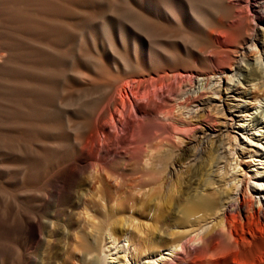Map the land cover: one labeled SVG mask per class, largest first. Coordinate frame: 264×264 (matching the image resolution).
I'll list each match as a JSON object with an SVG mask.
<instances>
[{
  "label": "bare ground",
  "instance_id": "1",
  "mask_svg": "<svg viewBox=\"0 0 264 264\" xmlns=\"http://www.w3.org/2000/svg\"><path fill=\"white\" fill-rule=\"evenodd\" d=\"M21 1H27L35 5L36 11L40 10L39 13L42 15L54 8L53 6L51 8V4L49 5L47 0ZM248 1L249 3L252 2V0ZM8 2L10 3L9 0ZM142 3L154 15V17L149 15L150 18H153L152 21H149L143 14L141 16L143 11L140 12L138 17L137 13L135 16L126 12L123 13V16L132 22L141 34L150 38L151 46L149 49H151V59H146L141 55L136 60H133L130 55L131 52L126 49L123 51L124 53L121 52L122 55H120L119 60L107 62L105 59L104 62L102 61L101 67L99 65L102 68L100 70H102L101 73L103 75L100 82L104 80L109 86L107 88L96 87L93 92L83 91L82 95L75 100L74 104H77V108L74 109L78 110V115L76 117L77 121H75L77 126L73 131L80 140H83L85 136L84 130L91 126L93 119H96L103 127L110 126L111 122L110 119H107V113L112 110L111 107L113 106V88L117 87L125 90L127 92L126 96L124 98L122 95L119 96L123 98L122 105L124 106V111L122 110L123 112L121 113L125 118L129 131L136 132L145 143V138L152 131V133L154 132L153 136L161 137L165 135L164 140H177L176 142L181 145L177 143L180 146L177 147L172 143V146H169L170 149L166 152L164 149L163 152L165 153L158 154L157 156H153L154 153L152 155L147 154L146 164L156 175H153L155 177V187H159L160 190H158L160 192L164 189V192L155 198L161 197L164 202H167L171 206L174 200L180 201L182 205L180 211L185 217L197 215L200 216L198 219H213V225H210V223V227L208 222H205V224L199 225L198 228L192 230L193 233L195 231L198 232H196L197 235L194 233L195 237H192L191 242H195V244L201 240V242H205L207 235L216 229L217 226L222 229L218 228V230L224 231L227 236L232 235L224 220V216L226 215L223 216V214L226 207L231 205L234 200L239 201L243 184H247V191L251 189L255 194L260 195L257 202L264 204V95H254L255 98H251L252 93L250 91L251 87L255 86V88L258 87L264 92V0L258 7L252 8L256 14V17L253 18L258 22V25L249 20L248 16L245 15L244 9L239 8V4H235L234 0H143ZM26 7L28 8V4ZM18 9L20 10V8ZM28 9L20 10L16 13V16L21 18V21L24 20L25 23H34L35 20L39 19V15L34 13L35 16L37 15L35 17ZM216 16H218V19L214 20L213 17ZM225 20H229L231 27L236 30L237 44L235 43L229 67L227 66L217 76L213 74V71L206 65L197 52L207 47L210 43L209 35H206L205 28L210 29L223 26L227 22ZM40 21L39 25L43 20ZM52 27L54 28V25ZM102 27L105 36L108 38L112 37L110 26L105 25ZM42 29V33H45L44 22ZM69 31H65L66 35L69 34ZM38 33L39 30L35 35ZM21 36L23 35L21 34ZM61 37L64 38L63 36ZM8 42H10L9 44L13 43L10 40ZM6 44L8 45L7 42ZM5 46L2 47L4 48ZM258 47L262 48V53L260 51L255 52L256 56L254 60H248L247 50L251 48L257 49ZM8 48H11V45H8ZM142 49L146 50L144 47ZM189 49L196 50V54L192 53ZM6 51L8 52V50ZM65 56H53L50 58L51 61L59 65V75L66 73L65 65L67 64H65ZM90 57L94 61L92 55H88L85 58V62L88 65L91 60ZM94 57L96 56L94 55ZM92 61L91 65L94 63ZM91 65L88 68L91 69ZM97 68H95L96 71ZM91 78L89 79L92 80L93 78ZM94 78L97 77L94 76ZM51 82L57 85L58 81L54 78ZM96 82L99 83L98 78ZM241 83L246 86L248 84V86L239 92L238 85ZM56 89H54L53 95L46 99L42 108L39 109L40 117L38 118L40 120H53V124L47 127L44 125L45 128L41 132L43 136L42 134L41 136L46 138V135L50 131L57 130L62 141L59 148H62L71 139L68 129L65 128L63 114L72 104L68 100L67 103L65 101L66 109H60L56 106ZM95 92L100 93L102 96L97 97V93L94 96ZM165 93L173 96L175 100L173 104L168 105V100H165L167 105L157 101L162 96L165 97L166 95H163ZM251 100H254L256 104L253 107L250 105ZM28 108L25 109L27 110ZM29 114L26 115L29 116ZM28 116L25 118L27 119ZM110 116L112 117V114ZM152 120L156 121L157 124H152L150 122ZM30 122L33 123L31 120ZM36 122L38 123V121ZM33 124H27L26 128L30 133V137L35 132ZM37 132L39 133V131ZM149 138H146L147 141ZM76 139L78 140V138ZM62 144L63 146H61ZM29 145L31 147V144ZM158 147L160 148V145ZM253 149H256V152ZM59 155L58 151L52 152L47 147L42 148L41 153H31V161L29 166H27L28 170L25 175L26 184L24 189L21 193H19L20 191L17 192V190H13L11 193L13 219H10V225L13 250L9 264H22V262L24 264H68L69 260H77L79 264H171L170 260H172V257L177 254V251H180L178 248L184 249V244L179 241L173 244L169 242L167 244L164 243V247L166 246L164 251L162 250L163 247H160L162 249L155 250L152 248V251L149 252L145 251L143 253V251H140L135 253V250L138 251V246L136 248L134 236L132 237L129 233L124 234L122 230L120 233L116 224H109L106 219H95L91 205H88L86 202L82 203V197L89 195L86 188L91 180H107V172L105 173L100 170L103 166L102 164L100 166V163L105 162L103 157L91 158L92 160L87 165L95 169L96 174H91V176L87 173V167L80 168L79 171L72 175L67 185H64L65 189L57 191L59 192L58 194L49 192L51 191L48 190L50 181L62 171L61 168L69 160L68 157H61ZM248 157H251V160L253 159L256 163H253L250 168H245L243 166V159ZM256 157L259 159H255ZM39 159L43 163V168L41 169L38 168L40 167L38 166ZM97 167L100 168L97 169ZM197 174L201 176L202 189L192 187L193 180L191 181V179ZM102 190L99 189L100 193ZM21 195L25 199H22ZM104 196H99L97 192L90 193V197L96 204L98 201H104ZM46 197H48V200L43 202ZM37 201L42 202L39 204L42 207L44 206L42 211L35 209ZM21 204H23V212L15 210ZM81 204L84 205L85 213L87 214L86 218L88 219H83V221L81 219H72L73 215L76 214V208ZM162 204L160 202V206ZM238 205L241 207L243 203L239 202ZM164 206L160 208H164L165 210L167 205ZM67 210L72 211V216H67L65 217L66 219H59L65 215ZM157 214L158 219L163 218L160 212ZM26 216H28V219ZM78 222H83V224L74 229V234L79 228H86L82 235L77 238L79 240L77 250L80 253L76 252L70 257H64L58 247L65 240L64 237L66 236L67 238V235H69L66 232L67 228H70L71 232L72 225ZM52 223L54 224L53 230L50 229ZM138 224L137 227L139 226ZM25 226L32 233L35 226H38L39 229L37 243L35 246H32V250L27 254L22 253L18 244L19 234ZM193 233L192 236H194ZM47 236H57L58 238H56L57 240H53V242L51 241V243H46L45 239ZM185 236L188 237V235ZM123 238L126 244L122 247L121 242L123 244ZM153 239H150V242L146 241L145 245L149 243V246H156V244L163 243L161 240L155 243ZM139 245L141 244L139 243ZM2 264H6V260Z\"/></svg>",
  "mask_w": 264,
  "mask_h": 264
},
{
  "label": "rangeland",
  "instance_id": "2",
  "mask_svg": "<svg viewBox=\"0 0 264 264\" xmlns=\"http://www.w3.org/2000/svg\"><path fill=\"white\" fill-rule=\"evenodd\" d=\"M9 1L10 3L8 0H0V41H2L0 42V58H2L0 60V264L5 260L6 264L10 263L13 250L10 225V219H13L11 193L13 190H17V192L20 191L19 193L23 191L26 184L25 175L28 170L27 166H29L31 161V153H41L44 147H47L52 152L58 151L61 157L69 158L61 168L62 171L50 181L48 190H51L49 192L55 194L59 193L57 191L65 189L64 187L71 180L72 175L79 171L80 168L87 167V173L89 175L96 174L95 169L87 166L94 157H103L105 159L104 163H100V166H103L101 168L97 167V169L100 168L103 172H107V180H91L86 188L89 195L82 197V203L86 202L88 205H91L95 219H106L109 224L115 223L120 233L122 230V233H129L132 237L134 236L136 248L138 246V251L135 250V253L140 251H143V253L145 251L149 252L152 251V248L155 250L162 249L160 247H163L162 250L164 251V249H166V246L164 247L163 245L164 243L167 244L169 242L173 244L181 241L184 244V249L178 248L180 251H177V254L172 257V260H170L171 264H264V204H259L257 202L260 195L255 194L251 189L247 191L246 183L243 184L239 201L234 200L235 204L233 205L234 202H232L231 205H228L223 214V216L226 215L224 216V220L228 230L232 232V235L227 236V234L221 231L222 229L217 226L216 229L207 235L205 242H201V240L197 243L196 241L197 244L191 242L192 237H195V234L197 235L198 233L195 231L194 234L192 230L198 228L199 225L205 224V222H208V225L210 223V225H213V219H198L200 216L197 215L185 217L180 211L182 207L180 201L174 200L172 202V207L167 202H164L161 197L155 198L164 192V189L160 192L159 187H155L154 176L156 175L150 170V167L147 166L146 157L153 153V156L165 153L170 149L169 146H172V143L177 147L181 145L176 142L177 140H164L163 138L166 137L165 135H162V138L153 136L154 132L152 133V131L148 137H146L149 138L151 135L149 140L147 141L145 138V143V141L143 142L139 138L136 132L129 131L126 126L125 118L121 113L124 111L122 101L127 94L125 90H121L117 87L113 88V106L111 107L112 110L107 113V119H110L111 122L110 126L103 127L96 119H93L91 126L84 130L85 136L83 140H80L73 131L77 126L75 121H77L76 117L78 115V110L74 109L77 108V104H74L75 100L82 95L83 91L93 92L96 87L107 88L109 86L104 80L101 81L102 84L100 82V79L103 78L101 73L102 70H100L102 69L100 68L102 61L104 62L105 59L107 62L119 60L121 57L120 55H122L121 52L126 49L131 52L130 55L133 60H136L141 55L146 59H151V49H149L151 46L150 38L141 34L139 29L123 16V13L126 12L130 15H135L137 13L138 17L140 12L143 11L144 13L142 12L141 16L143 14L149 21H152L154 15L142 3L143 0H47V3L49 5L51 4V8H54L43 15L39 13L40 10L36 11V6L32 3L30 4L27 1L22 2L21 0ZM234 1L235 4H239V8L244 9V12H246L245 15L248 16L249 20L254 22L255 25H258V22L254 19L256 14L253 12L252 8L258 7L263 0H252L250 3L248 0ZM27 4L29 9L26 7ZM18 8L22 11L28 9L34 16V13L39 15L38 18L45 23V33H42L43 29L41 30V28H43V22L39 25V22H41L39 19L35 20L34 23L30 22L31 25L28 24L29 22L25 23L24 20L21 21V18L16 16V13L20 11ZM37 15L35 17H37ZM149 15L152 17L150 18ZM213 19L217 20L218 16L213 17ZM225 21L227 22H225L223 26L214 27L215 29L205 28V33L207 36L209 35L208 38L210 43L207 47L197 52L206 65L213 71V74L217 76L226 69L227 66L229 67L233 49L237 44L236 30L231 27L229 20ZM53 25L54 28L52 27ZM105 25L110 26L112 37L108 38L105 36L104 30L102 29V26ZM37 29L39 30L40 34H38L40 37L38 34L35 35L38 32ZM65 31H69V34L67 33L68 35H66ZM16 34L19 35L17 36ZM21 34L23 36H21ZM41 35L43 36L41 37ZM2 38L3 40L5 39V42ZM9 40L13 43L11 42L12 44H9ZM6 42L8 45H11L12 49L8 48ZM141 45L146 48V50H143ZM2 46L5 47L3 48ZM87 49L89 50L87 51ZM6 50H8V52ZM190 51L196 54V50ZM259 51L262 53V48L258 47L257 49L251 48L247 50V59L251 61L254 60L256 56L255 52ZM89 52L93 53L90 54ZM7 53L9 54L7 55ZM62 53L67 56H65V64H67L65 65L66 73L59 75V65L51 61L50 58L53 56H64ZM88 55H92L94 60L92 61L90 57L91 60L89 61V65H91V61L92 63H96L92 64L93 67L95 66L94 68L92 65L90 66L91 69L88 68L89 65L85 62V58ZM94 55L96 57H94ZM115 57L116 59H114ZM84 65L85 67H83ZM95 68H97V71ZM81 71L83 73L82 75ZM86 75L90 76H87V78ZM94 76L99 79V83L96 82L97 78H94ZM90 77L93 78H91L93 81L89 79ZM54 78L58 81L57 85L51 82ZM238 86L240 92L246 89L248 84L246 86L241 83ZM55 88H57L56 106L60 109H66L65 104L68 100L70 104H72L70 108L68 107V110H65V112L67 111L69 114L67 112V114L65 112L63 114V121L66 125L65 128L68 129L71 139L62 148H59L62 141L60 140L61 136L57 130L50 131L48 135H46V138L42 137L43 133L41 132H43L45 127L53 124V120H40L38 118L40 117L39 109L42 108L46 99L53 95ZM70 91L71 93H69ZM250 91L252 93L251 98H255L257 95H264L263 90H260L258 87L255 88V86H252ZM96 93L98 94V92H95L94 96ZM119 95H122L123 98ZM163 95L166 96L159 98L157 100L159 103H165V105H167L165 100H168V105H170L175 102L173 96L167 93ZM96 96L101 97L102 95L99 93ZM31 102H33L35 106L33 103L31 104ZM56 102L59 103L57 104ZM39 104L41 107L38 106ZM250 105L251 107L256 105L255 101L251 100ZM25 108H28L27 110L29 112ZM26 114H29V116L31 115V118ZM111 114L112 117L110 116ZM26 116H28L27 119L25 118ZM30 120L33 121L34 124L30 122ZM36 121H38V123ZM50 121L51 123H49ZM150 122L154 125L157 124L156 121L153 120ZM29 123L33 124L35 127L34 136L32 134V137H30V133L28 129H26L27 124L31 125ZM44 125L46 126L44 127ZM37 131H39V133ZM75 135L78 140L75 138ZM108 135L109 137H107ZM177 143L180 146H178ZM27 144H31V147ZM159 145L160 148L158 147ZM61 146H63V144ZM164 149L165 152H163ZM253 150L256 152V149ZM255 159L259 158L256 157ZM38 161V166H40L38 168H43L42 160L40 161L39 159ZM253 163L256 162H254L253 159L251 160V157L243 159V166L245 168H250ZM200 179L201 176L199 174L195 175V177L191 179V181L193 180L192 187H199L202 189L203 183ZM99 189L102 190L101 193ZM191 190L193 191V189ZM96 192L99 196L105 195L104 201H98L97 204L93 202L90 193ZM21 196L22 199H25L23 195ZM47 200L48 197H46L43 202ZM236 201L238 203L242 202L243 205L240 207ZM160 202L161 204L163 202L161 206ZM41 203L40 201L35 203V209L37 211H42L44 206H40L39 204ZM163 205H167L166 207L164 206L165 210L164 208H160L163 207ZM16 209L19 212H23V204L18 205L15 210ZM75 211L76 214L73 215L72 219H81V221H83V219H88L86 218L87 214L85 213L83 204L76 208ZM159 212L163 216L162 219H158L157 217V213ZM67 216H72L71 210H67L65 215L59 219H66L65 217ZM26 217L28 219V216ZM130 219L135 221H130ZM82 224L83 222L73 224L71 232L70 228H67L66 232L69 235H67V238L66 236L64 237L65 240L58 247L59 251H62L61 253H63L64 257H70L76 252L80 253V251L77 250L79 247V240L77 238L82 235L86 228H79L75 234L74 229ZM137 224L139 225L138 227ZM52 227L54 228L53 223L50 225V229L53 230ZM218 228L221 230H218ZM190 231L194 236H192ZM185 232H187L185 235H188V237L184 235ZM20 234L18 239L19 247L23 254H27L32 250V246H35L37 243L39 235L38 226L34 227L33 233L25 226L22 228ZM56 238L58 237L47 236L45 242L51 243V241L57 240ZM150 239H153L155 243L158 240H161L163 243L156 244V246H149V243L145 245V242H150ZM139 243L141 245H139ZM125 244L123 238V244L121 242V246L123 247ZM22 264L24 263L22 262ZM68 264L79 263L77 260H69Z\"/></svg>",
  "mask_w": 264,
  "mask_h": 264
}]
</instances>
